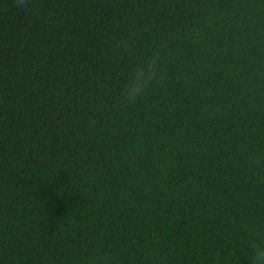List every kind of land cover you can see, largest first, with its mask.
<instances>
[{
    "label": "trees",
    "instance_id": "trees-1",
    "mask_svg": "<svg viewBox=\"0 0 264 264\" xmlns=\"http://www.w3.org/2000/svg\"><path fill=\"white\" fill-rule=\"evenodd\" d=\"M166 79L135 104L153 50ZM264 243V0H0V264H251Z\"/></svg>",
    "mask_w": 264,
    "mask_h": 264
},
{
    "label": "clouds",
    "instance_id": "clouds-1",
    "mask_svg": "<svg viewBox=\"0 0 264 264\" xmlns=\"http://www.w3.org/2000/svg\"><path fill=\"white\" fill-rule=\"evenodd\" d=\"M27 0H18V6H23ZM163 53L156 49L151 52L127 76L122 96L129 104H135L148 89L156 84H162L166 73L162 67ZM251 264H264V243L252 242L250 244Z\"/></svg>",
    "mask_w": 264,
    "mask_h": 264
}]
</instances>
